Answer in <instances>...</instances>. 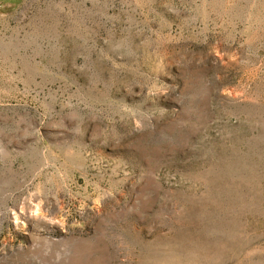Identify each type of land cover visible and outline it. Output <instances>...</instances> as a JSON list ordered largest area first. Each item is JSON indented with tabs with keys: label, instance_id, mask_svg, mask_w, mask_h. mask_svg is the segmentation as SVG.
Instances as JSON below:
<instances>
[{
	"label": "rangeland",
	"instance_id": "374dc122",
	"mask_svg": "<svg viewBox=\"0 0 264 264\" xmlns=\"http://www.w3.org/2000/svg\"><path fill=\"white\" fill-rule=\"evenodd\" d=\"M0 264H264V0H0Z\"/></svg>",
	"mask_w": 264,
	"mask_h": 264
}]
</instances>
